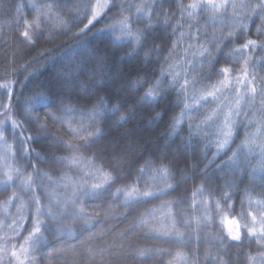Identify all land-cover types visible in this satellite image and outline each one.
I'll list each match as a JSON object with an SVG mask.
<instances>
[{
	"label": "trees",
	"instance_id": "obj_1",
	"mask_svg": "<svg viewBox=\"0 0 264 264\" xmlns=\"http://www.w3.org/2000/svg\"><path fill=\"white\" fill-rule=\"evenodd\" d=\"M95 2L0 0V102L7 104L11 92L13 107L7 117L0 109V264H264V239L243 227H252L255 216L259 232L264 216V203H258L264 201L261 153L259 147L248 152L264 142L262 0H213L216 8L207 0H108L111 10L81 33ZM192 3L202 8L190 15L183 9ZM125 17L132 36L121 31ZM37 18L36 34L43 35L28 43L21 37L25 20ZM137 32L143 33L139 44ZM249 40L256 45L244 48ZM223 68L229 72L221 74ZM149 88L156 100L143 99ZM36 93L47 97L32 111L46 124L43 133L24 124L25 101ZM101 97L102 118L92 124ZM230 113L232 151L217 154ZM10 118L23 124V135L19 129L13 135ZM81 127L101 131L84 132L90 146L68 151L66 145L84 144L76 134ZM29 135L33 139L22 143ZM246 138L249 145L241 150ZM233 152L238 166L229 162ZM73 156L81 162L61 159ZM160 165L169 169L171 188L157 173ZM28 176L31 190L21 185ZM97 182L104 188L80 196L76 205L91 220L40 216L48 227L25 243L36 218L33 191L43 205L55 206L57 198L72 196L76 183ZM133 188L167 194L139 202L117 194ZM225 193L231 198L223 199ZM168 201L170 207H159ZM59 208L74 210L63 203ZM205 214L215 219L198 225ZM225 216L240 223V241L227 238ZM67 228L72 231L62 230Z\"/></svg>",
	"mask_w": 264,
	"mask_h": 264
},
{
	"label": "snow or ice",
	"instance_id": "obj_2",
	"mask_svg": "<svg viewBox=\"0 0 264 264\" xmlns=\"http://www.w3.org/2000/svg\"><path fill=\"white\" fill-rule=\"evenodd\" d=\"M208 7H212V8H216L217 5L215 3H213V0H207V5ZM262 11H264V0H262V2L258 5ZM51 7V5L49 6ZM90 10H91V19L88 20V23L84 26V29H81V33L84 32L85 29H89V26L92 25L94 26V21L95 22H99V19L103 18V15H106V11H110L111 10V5H109L108 0H96L94 5H90ZM219 7H225L224 4L219 5ZM202 5L199 3H192L190 5L187 6V9H183L185 11L187 10H191L190 11V15L194 14L196 10L201 9ZM137 11H141L140 8L137 9ZM41 28V20L39 18H37L36 21L32 22L31 24H29V22L27 20H25V31H23L21 33V37L24 41H27L28 43H34L36 40H38L40 38V35H43V31H40V34L37 35L36 32L37 30H40ZM90 30V29H89ZM124 30L128 31V35L132 36V32L129 28L128 25V18L125 17L122 21H121V31L123 32ZM79 35V34H77ZM143 37V33L137 32L135 34V40L136 42L139 44L141 42V38ZM249 45H256V41L254 40H249L243 47L244 48H248ZM229 72L228 68H223L221 69V74H226ZM188 81L185 80V85H187ZM225 82L221 81V84L224 85ZM5 88H7V85L4 86ZM237 91H239L237 89ZM252 92L255 94V88L252 89ZM157 93L155 92V90L153 88H149L148 91L145 93V96L143 97V99H153L156 100L157 99ZM209 96H212L213 93L209 92L208 93ZM9 96V101L7 104L0 102V109H3V114L4 116H9V113L12 112L13 107L11 104V92L8 93ZM47 100V97L45 94L43 93H36L35 96L33 98H30L28 100L25 101V104L28 106L24 109L25 115H26V119L24 121V124H33L35 125L36 129L38 130V132H47V126L45 123H43L39 117H35L33 118L32 116V111L38 107L41 104H44L45 101ZM105 100L103 97L100 98L98 106L93 107L92 111H91V115L89 117L90 123L94 124L96 122L97 119L102 118V114L101 112L98 110V108H103V106L105 105ZM237 103H239V101H237ZM119 105H114L113 109L114 111H119ZM237 115L239 114L238 112L236 113ZM231 113L229 115L225 116V120H224V124L223 127L220 129V133L219 136L222 137V139H217V154H219V152L221 150L227 149V151L225 152V155H227L228 151H232L230 147H228L229 145V141L230 138L233 135V125H232V121L230 119ZM48 118V114L45 115V119ZM11 119V118H10ZM52 119L55 121L56 119H58V117L53 116ZM126 117L121 116L120 120H125ZM208 119H211V117H208ZM179 121H177L178 123ZM11 125H12V133L15 136L17 134V129L20 130V135H23L24 132V127L23 124H21L20 121L16 120V119H11ZM101 130L99 128L94 129L93 131H90L88 128H84L81 127L80 131L77 132V135H80L81 139L84 140V144L83 145H66V148L68 151H80L81 148H87L90 146L91 141H89L88 137H85L83 135L84 132H88L89 136L95 134H98ZM4 139V121L0 120V140ZM33 137L31 135L24 137V140L22 141V143H26L29 140H32ZM249 145V140L246 138L245 141L243 142V144L241 145V150L244 149L245 146ZM259 147L260 149V153H261V160H260V164H259V168L261 172H264V142H262L260 145H253L252 147H248V152L251 153L253 151H255V149ZM22 152L27 151L24 148H21ZM238 153L237 152H233L232 153V157H230V163H232L233 165H237L238 166ZM63 160L69 161L71 164H78L81 162V160L78 157H71V158H61ZM214 161H211L210 163H213ZM207 167V166H206ZM143 171V169L141 170ZM16 172L19 174V169L16 170ZM157 173L159 175V177L164 179V182L166 184L167 188H171L172 186L170 184H168L167 182V177L169 176V169L164 166V165H160L157 169ZM5 175L7 176V179L9 181H11L13 179L12 175L10 173H5ZM43 175L47 176V173H44ZM85 179H91L92 178V174L89 172H85L84 174ZM153 182H155V178L153 179ZM32 184H33V179L31 176H28L26 178H23L21 180V185L24 187L25 190H31L32 189ZM104 188V184L102 183H92L90 185H81L79 183L75 184V189L72 192V196L71 197H64L63 199L57 198V202L56 205L53 206L52 204H49L47 206L43 205L39 196L35 194V191L32 192V196H31V202L35 204V221L33 223V228H32V232L29 233L28 237H25V243L27 244L30 240L33 239V237L38 236L39 234H41L42 229H46L48 227V225H45L43 223V221L40 220V216H47L49 219L51 220H58L60 217H70V218H81L84 220L85 224L92 219V217L88 216L86 213H84V210L82 207H80L79 209H76V205L78 203H80L79 201V197L80 196H88L89 194H96L100 189ZM201 191L202 190H198ZM124 194L126 197V200H131L133 198L137 199V202H139L140 198H144L145 200L149 199V198H158V195H166L167 191L165 190H160L159 193L150 191V190H146V191H139L136 188L129 190L126 189H117V194ZM196 193H193V197H195ZM225 200L230 199L231 197L227 195V193L224 194V196L222 197ZM63 203L65 205H71L73 207V211L72 212H68L66 211V209H60L59 208V204ZM173 202L168 201L165 202L164 204L160 205V208H165V207H170V205ZM258 203H264V201H259ZM54 207H55V211H54ZM215 208L217 210H220V204L217 201L215 204ZM57 212H59V216H57ZM155 213V209L152 210L151 214ZM217 215H219V211L217 213ZM249 215H251L249 213ZM165 219L170 218V214L167 217H164ZM215 218L214 217H207V215L205 214V217L201 218L200 221L197 222V224L199 225L200 223H211ZM227 222V231H228V237L229 239H231L232 241H240L241 240V225L240 223L235 219V218H231L229 219L227 216H225L222 220L221 226H223L224 222ZM252 221H253V226L249 227L247 225V223L243 226L244 228L247 229V233L249 236H258L260 239H264V216L261 217V227L259 232H257L256 228H255V221H256V217L253 216L252 217ZM141 223H145L143 220L141 221ZM64 231H72L71 228H67V229H62ZM155 231H159V229H154ZM172 231H175V221L173 220L172 223ZM165 234H170L168 232V230H165ZM221 243H223V241H221ZM21 249V252H27L28 249L25 248L23 245L19 246ZM142 250L140 252V254H143ZM159 251V250H157ZM11 255L13 257H16L17 259H19L17 257V253L16 251H13L11 253ZM177 257H182V253H176ZM250 259H255L253 257H250ZM221 264H225V262L221 261Z\"/></svg>",
	"mask_w": 264,
	"mask_h": 264
}]
</instances>
